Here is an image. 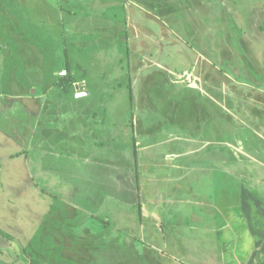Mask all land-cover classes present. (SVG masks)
I'll return each mask as SVG.
<instances>
[{"label": "rangeland", "instance_id": "rangeland-1", "mask_svg": "<svg viewBox=\"0 0 264 264\" xmlns=\"http://www.w3.org/2000/svg\"><path fill=\"white\" fill-rule=\"evenodd\" d=\"M132 1L0 0V264L264 261L261 138L230 137L228 170L214 151L173 164V132L194 114L205 124L211 103L176 70L234 108L230 135L237 113L259 124L248 99L264 101V0ZM135 28L152 36L130 39ZM34 52L45 60H21ZM68 55L88 94L61 93Z\"/></svg>", "mask_w": 264, "mask_h": 264}, {"label": "crops", "instance_id": "crops-1", "mask_svg": "<svg viewBox=\"0 0 264 264\" xmlns=\"http://www.w3.org/2000/svg\"><path fill=\"white\" fill-rule=\"evenodd\" d=\"M132 2H135V0H133ZM136 4L138 6H140L139 3H136ZM47 8H49V7H47ZM53 10L54 9H52V11H51L52 15H54ZM143 11H145V10L143 9ZM125 14H126V12H125ZM132 15H133V18H135L134 14L130 15L131 18H132ZM162 23L165 24L164 21ZM173 27H174V24H173V26H171V28H173ZM135 30H136L135 34L132 33L130 36V39H133V38L140 39V38H143V37H141L142 35H145L146 37L152 36L151 33L148 34V32H147L146 34H143L142 32L137 31V28H135ZM162 37H163V34H162ZM34 47H37V46L34 45ZM39 55L41 56L43 54H39ZM68 57H69L68 59L70 61L69 64L71 67L70 73H71V76L74 77V79H75L76 77L79 76L78 70H83V69L87 70V68L84 67L76 59L70 58L69 55H68ZM8 59L11 61L16 60V59H12V57H9V56H8ZM21 60L37 62L39 60L43 61L45 59L44 58L39 59L38 54L36 52H34L33 54L24 55L23 59H21ZM185 69L180 71V72H178L176 70V73H177L176 77H178L180 83H183L182 81L184 79L189 80L187 84L184 83L189 92L192 93V92L198 91L203 98H204V94L207 95L206 99L211 101V103L208 105V114H209L208 119L209 120H206L205 124H202L199 119L198 120L196 119V121L194 122V119H195L194 116L198 117L197 114H194V116H192L188 121L189 122L188 125H191V127L188 126L187 132H184V134H183L181 131V133L177 134L178 129L175 132H173L174 139H177V142H181V149L176 153V155H174L175 159H177V160H174L173 164H174L176 169L187 167L185 165V163H186L185 159L187 157H192L196 154H199L202 151H205L204 154H200L196 157L197 158H202V157L207 158L208 156H211L210 153L212 151H214L212 155L213 156L217 155L216 157H219V158L212 159L211 163L216 164L214 166L216 168H220L221 170H228L229 163H230V161L228 159V148H229L228 146H229V142H230V137H236V141H241L242 137H259L262 140L260 145L264 144V101H262L260 98H255L254 96L252 97L253 99H248V101H252V102H255L257 104H261V107L263 109L255 111L258 119H260V122L258 125L257 124L255 125V116L253 115L254 121L252 124H250V122L247 120L248 116H246L244 118V116H240V113H237V116H238L237 117V123L238 122L239 123L235 125V130L232 128V130L234 131V134L230 135V126L234 125V123H232V121L230 122V113L234 112V108L230 107L228 105L227 101L218 102L217 101L218 96H214V94L210 90L208 92L207 90H205L206 88H203L197 82L200 80L201 76L196 75V72L193 70L190 72H187V70H185ZM66 71H67V68H66ZM42 74H43V72H42ZM228 74H230V73L225 72L224 76L227 77V76H229ZM61 76L62 77H60V78H63V77H66L67 74L61 75ZM244 76H245V74H244ZM38 79H40V78H37V76H34V81H32V80L30 81V87L33 88L32 92H31V98H33L36 101H40L44 97V94L47 92V91L43 90L44 85H42V83H41V85L38 84L39 83ZM74 82H75V80H74ZM31 83H33V84H31ZM84 83L86 85V80H84ZM259 86H261V85H259ZM259 86L253 85L251 87L253 89V93L258 92V90L259 91L263 90ZM58 87H60V86H58ZM59 89L62 90V92H61L62 94H68L71 92L77 94V96L88 94V89L86 88V86L84 88L80 89L79 87L72 85V87L70 88L69 91H66L62 86ZM257 100L261 101L262 103L257 102ZM191 104H193L192 110H196V111L198 110L199 107H204L203 103H199V102L196 103V101H191ZM41 108H42V105L40 104L39 110L34 113L35 116L39 115ZM205 110H206V106H205ZM176 122H177V119H176ZM132 126H133V124H132ZM244 127H245L246 131L244 130ZM175 128H178V127H175ZM244 131L247 132V134H245V135L243 134V136H239L240 133H244ZM77 137H84L83 133L81 132V136H79V134H78ZM186 145H188V146H186ZM241 146H242L241 148L244 147L243 145H241ZM224 150H225V153H224ZM206 155H208V156H206ZM250 155H252L256 158L252 161L253 163H256V165H252V163L249 162V160H248L250 167H251V165L257 167V170L251 171L250 174L264 173V160L262 159L263 154H261L262 156H260V154H255L253 152ZM232 159H234V160H232V163H236V165H237V166L235 165V167L234 166L233 167L237 168V167H241L240 164H241V162H243V160L245 158L242 156V159L241 158L239 159L237 157L236 158L233 157ZM206 164H209L208 160L202 161L200 164L197 163L196 165H197V168H201V167L204 168V167H207ZM219 164H220V166H219ZM222 164H224V166H222ZM257 181L259 184H263V187H264V177L259 176V178H257ZM242 264H246V262H242ZM254 264H256V263H254ZM260 264H264V261L261 262Z\"/></svg>", "mask_w": 264, "mask_h": 264}, {"label": "trees", "instance_id": "trees-1", "mask_svg": "<svg viewBox=\"0 0 264 264\" xmlns=\"http://www.w3.org/2000/svg\"><path fill=\"white\" fill-rule=\"evenodd\" d=\"M66 68H67V71L68 72H71V67H70V64L67 63L66 64ZM74 77H72L71 75L68 76V77H63L62 78V82H61V85L62 87L66 90V91H69L70 88L72 87V82H74ZM131 98L133 99V95H132V92H131ZM0 232L2 234H4L5 232L3 230L0 229ZM30 264H66V263H57V262H51V261H42V260H37V259H32L30 261Z\"/></svg>", "mask_w": 264, "mask_h": 264}, {"label": "built area", "instance_id": "built-area-1", "mask_svg": "<svg viewBox=\"0 0 264 264\" xmlns=\"http://www.w3.org/2000/svg\"><path fill=\"white\" fill-rule=\"evenodd\" d=\"M67 74V71L65 70L63 73H61V75H66Z\"/></svg>", "mask_w": 264, "mask_h": 264}]
</instances>
